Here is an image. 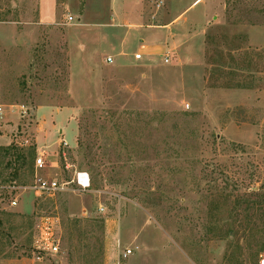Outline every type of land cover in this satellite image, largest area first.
I'll list each match as a JSON object with an SVG mask.
<instances>
[{
    "label": "rangeland",
    "instance_id": "374dc122",
    "mask_svg": "<svg viewBox=\"0 0 264 264\" xmlns=\"http://www.w3.org/2000/svg\"><path fill=\"white\" fill-rule=\"evenodd\" d=\"M192 1L0 0V104L30 113L0 145V264H259L264 0ZM37 109L69 111L75 144ZM62 149L89 190L35 199V177L71 178ZM43 215L59 252L36 260Z\"/></svg>",
    "mask_w": 264,
    "mask_h": 264
},
{
    "label": "built area",
    "instance_id": "2783aa9c",
    "mask_svg": "<svg viewBox=\"0 0 264 264\" xmlns=\"http://www.w3.org/2000/svg\"><path fill=\"white\" fill-rule=\"evenodd\" d=\"M148 53L145 51V45L140 44L137 51H135L132 54L133 60H142L144 56H147ZM169 55H164V61L168 62ZM105 63H112L113 59L110 55L105 56L104 58ZM19 107L17 109V117L19 119L26 118L30 116V113L27 111V109L23 106L18 105H10L5 106L0 104V119L5 113L6 108H9L10 111H14L15 108ZM15 127V129L11 132L10 137L14 138L15 142H20L19 145L26 144L27 140L22 135L21 128ZM20 137L21 139H18ZM19 140V141H18ZM61 143L67 146L66 142L61 140ZM60 155V165L63 167L64 170H71L72 176L69 180H57V179H51V180H45L42 178L35 177L33 180L32 185L30 186V191L35 197V199L43 198V197H53L56 192L70 189L73 192L81 193L86 192L89 190L91 186V181L89 174L84 170H79L74 167V165L68 160L67 153L65 152V149H62L59 153ZM45 165V162L42 158V155H37L35 158V167L38 169H41ZM9 194H12L14 192V196L10 200L11 206L17 205V190L21 189L18 186L12 185L11 187H8ZM55 217L46 215V216H40L37 224L35 225V230L33 233V243H32V255L34 259L39 260L40 258H43L48 255H54L59 252V244L60 239L56 232V224L54 221ZM131 253L130 249H125L124 252H122L123 256L126 257ZM259 264H264V255L259 254L258 255Z\"/></svg>",
    "mask_w": 264,
    "mask_h": 264
},
{
    "label": "crops",
    "instance_id": "0c3cea01",
    "mask_svg": "<svg viewBox=\"0 0 264 264\" xmlns=\"http://www.w3.org/2000/svg\"><path fill=\"white\" fill-rule=\"evenodd\" d=\"M199 2L200 1H198V0H193L191 2L190 6H193L195 4H198ZM134 18H135V16H134ZM148 46L149 45H145V51H146V53H149L148 52V49H149ZM40 110L39 109L36 110V114L37 115L38 114H40V115H43L44 114V115H46L48 117L50 116V119H49V122H48V125H49L48 132H49V134L51 136H53V137H56V134H61L62 135V140L66 142L67 146L68 147H72L75 144V137H74L75 132L73 130V127L70 124L69 125L68 124L65 125V123H63L64 120L67 117V112H69V111H61V112L59 111V112H56V111H52L51 109H46V110L45 109H42L41 111ZM6 111H5L4 115L2 116V118L0 119V130L2 131V134H0V145H7L9 143V138L10 137L8 135L11 134V132L17 126V124H16L17 121L15 120L14 113L13 112L9 113V110L8 109ZM11 119H13V123L12 124H5L6 122L11 121ZM67 128L73 133V138H72L73 144L72 145H69V143H67V141L63 138V132ZM38 135L39 134L36 135V140L38 138ZM53 142H50L48 145H50ZM36 143H37V141H36ZM42 147H44V146H39L38 145L37 151L39 153H42V152H40ZM56 163H57V161L54 162V164H56Z\"/></svg>",
    "mask_w": 264,
    "mask_h": 264
}]
</instances>
